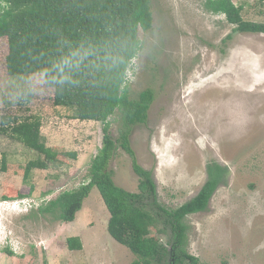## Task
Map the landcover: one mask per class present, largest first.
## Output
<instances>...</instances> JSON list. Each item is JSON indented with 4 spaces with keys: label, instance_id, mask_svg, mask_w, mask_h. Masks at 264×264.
Here are the masks:
<instances>
[{
    "label": "rangeland",
    "instance_id": "374dc122",
    "mask_svg": "<svg viewBox=\"0 0 264 264\" xmlns=\"http://www.w3.org/2000/svg\"><path fill=\"white\" fill-rule=\"evenodd\" d=\"M232 1L243 7L245 20L264 22V0ZM204 2L153 0V28L139 29L143 48L131 63L126 86L131 98L149 88L155 98L147 122L133 127L130 142L169 209L197 195L210 162L225 167L207 209L186 218L187 250L203 264H264V34L234 31L224 14L207 11ZM7 54L4 37L0 122L4 118L8 127L38 117L47 146L78 155L35 169L26 180L25 166L38 153L0 133V264H131L137 257L109 234L110 213L96 187L73 222L38 211L60 193L89 182L104 125L55 106L54 88L33 90L26 82L30 75L10 76ZM110 122L117 139L121 111ZM110 169L118 186L139 191L132 158L120 146ZM152 233L162 243L169 240V231ZM72 236L80 238L82 250L68 248Z\"/></svg>",
    "mask_w": 264,
    "mask_h": 264
},
{
    "label": "trees",
    "instance_id": "16d2710c",
    "mask_svg": "<svg viewBox=\"0 0 264 264\" xmlns=\"http://www.w3.org/2000/svg\"><path fill=\"white\" fill-rule=\"evenodd\" d=\"M153 0H0V39L7 38V72L10 76L31 75L50 70L62 57L73 51L87 52L79 67L71 73V82L46 85L54 88L55 106L74 110L75 118L103 123V144L92 159L89 182L67 190L40 206L38 211L62 222H73L84 200L96 187L110 213L108 232L126 246L136 260L131 264H203L187 250L189 226L186 218L207 209L209 201L222 182L227 169L213 161L207 165L208 179L189 201L175 209L160 203L152 171L143 168L131 146L130 135L135 125L144 124L155 93L146 89L138 98H131L127 72L133 59L143 48L139 29L151 30L154 24ZM204 8L224 14L234 31L264 34V22L245 20L242 6L232 0H205ZM126 86V87H125ZM121 111L123 129L115 139L110 118ZM0 122V133H10L27 148L38 153L25 166L24 178L33 170H47L62 160L77 159V152L49 147L41 134L38 117L15 120L6 127ZM118 146L132 158L139 176L138 192L118 186L110 163ZM4 171L7 162L3 157ZM162 224L163 228H159ZM170 236L168 242L153 235ZM72 251L83 249L79 237L67 239ZM12 254V251L8 250ZM171 259L170 263L167 259Z\"/></svg>",
    "mask_w": 264,
    "mask_h": 264
},
{
    "label": "clouds",
    "instance_id": "9594fccd",
    "mask_svg": "<svg viewBox=\"0 0 264 264\" xmlns=\"http://www.w3.org/2000/svg\"><path fill=\"white\" fill-rule=\"evenodd\" d=\"M87 55V52L82 54L80 51H73L56 62L52 69L31 74L27 77L26 82L33 90L46 85L71 82V73L79 67L80 61Z\"/></svg>",
    "mask_w": 264,
    "mask_h": 264
},
{
    "label": "flooded vegetation",
    "instance_id": "af4514ba",
    "mask_svg": "<svg viewBox=\"0 0 264 264\" xmlns=\"http://www.w3.org/2000/svg\"><path fill=\"white\" fill-rule=\"evenodd\" d=\"M170 260H171V259H169V257H168L167 262L170 263ZM170 264H173V261H172V263H170Z\"/></svg>",
    "mask_w": 264,
    "mask_h": 264
}]
</instances>
